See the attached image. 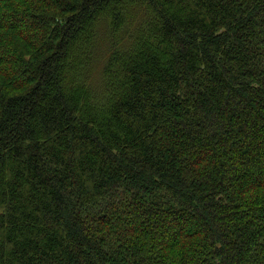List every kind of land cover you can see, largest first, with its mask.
<instances>
[{
	"label": "trees",
	"instance_id": "1",
	"mask_svg": "<svg viewBox=\"0 0 264 264\" xmlns=\"http://www.w3.org/2000/svg\"><path fill=\"white\" fill-rule=\"evenodd\" d=\"M0 264H264V0H0Z\"/></svg>",
	"mask_w": 264,
	"mask_h": 264
}]
</instances>
